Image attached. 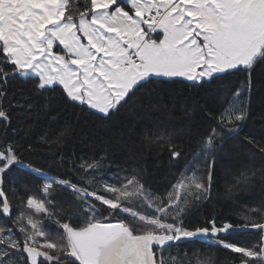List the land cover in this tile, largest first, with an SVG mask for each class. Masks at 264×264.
<instances>
[{"label":"snow or ice","instance_id":"6c2138e0","mask_svg":"<svg viewBox=\"0 0 264 264\" xmlns=\"http://www.w3.org/2000/svg\"><path fill=\"white\" fill-rule=\"evenodd\" d=\"M256 69L264 70V0H0L4 122L9 79L33 83L37 97L59 93L108 123L138 94L151 100L174 96L173 85L245 77L224 92L218 110L204 113L191 153L165 131L145 135L183 167L163 192L142 171L105 175L104 157L74 160L56 152L53 160L66 170L50 174L27 159L36 145L0 139V264H220L225 253L229 264H264V201L244 205L235 221L215 211L190 221L211 202L219 160L250 117ZM32 106L15 102L23 112ZM67 132L40 141L52 152ZM243 142L252 146L249 155L264 159V140ZM14 166L43 181L37 193H26L24 211L14 212L6 195ZM254 175L241 171L227 195ZM252 230L254 241L230 239Z\"/></svg>","mask_w":264,"mask_h":264},{"label":"trees","instance_id":"16d2710c","mask_svg":"<svg viewBox=\"0 0 264 264\" xmlns=\"http://www.w3.org/2000/svg\"><path fill=\"white\" fill-rule=\"evenodd\" d=\"M244 78V74H241L230 77L231 83L217 81L196 88L173 85L174 96L162 93L151 100L138 94L127 109L108 123L98 122L96 117L82 112L80 107H73L59 93L37 97L33 92V83L9 79L7 96L2 103L10 114V121L0 120V139L36 145L34 154L27 156V159L50 174L66 170L58 167L53 160L56 152L63 153L65 157L71 156L74 160L79 157H104L105 175L119 169H126L128 173L142 171V179L154 191L163 192L175 183L183 167L170 163L167 149L150 145L144 139L145 135L165 131L174 142L183 144L185 152L191 153L197 148L194 142L197 139L196 130L205 123L204 113L218 110L224 92ZM252 82L250 117L240 136L229 144V151L221 156L214 173L212 200L190 218L193 223L212 211L235 221L237 213L244 210V205L253 206L264 201V159L259 154L249 155L245 149H252V146L243 142L245 136L264 140V70H254ZM20 99L33 102L30 111L23 112L15 107V102ZM9 101L13 102L11 107ZM185 110L190 116L183 115ZM169 113L172 115L169 116ZM65 129L68 132L61 137L62 143H53V151L49 152L48 146L40 141L41 135L52 141ZM249 169L255 171V175L247 187L240 184L238 187L241 190L234 188L229 197L227 188L235 184L241 171ZM42 182L41 178L14 166L5 182L6 195L14 212L24 211L22 200L26 198V193H37ZM11 184H21L23 188L13 191ZM255 232L238 233L230 239L254 241ZM230 260V255H220V264H229Z\"/></svg>","mask_w":264,"mask_h":264}]
</instances>
